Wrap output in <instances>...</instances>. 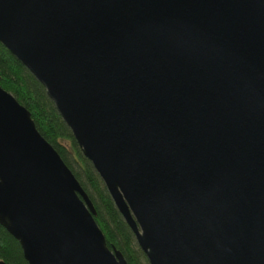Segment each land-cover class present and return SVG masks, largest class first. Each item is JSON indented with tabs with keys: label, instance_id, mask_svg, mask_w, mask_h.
Here are the masks:
<instances>
[{
	"label": "water",
	"instance_id": "95a60500",
	"mask_svg": "<svg viewBox=\"0 0 264 264\" xmlns=\"http://www.w3.org/2000/svg\"><path fill=\"white\" fill-rule=\"evenodd\" d=\"M0 44L148 264H264V0H0ZM95 217L0 87V226L24 260L127 264Z\"/></svg>",
	"mask_w": 264,
	"mask_h": 264
},
{
	"label": "trees",
	"instance_id": "16d2710c",
	"mask_svg": "<svg viewBox=\"0 0 264 264\" xmlns=\"http://www.w3.org/2000/svg\"><path fill=\"white\" fill-rule=\"evenodd\" d=\"M0 87L25 107L41 136L57 151L88 195L96 210L95 222L107 246L119 250L127 264H148L134 234L110 199L91 163L81 154L70 130L64 124L44 88L0 44ZM0 262L27 264L18 242L0 226Z\"/></svg>",
	"mask_w": 264,
	"mask_h": 264
}]
</instances>
